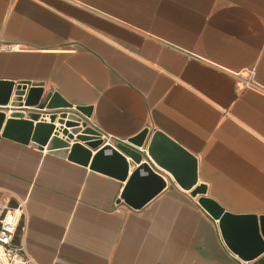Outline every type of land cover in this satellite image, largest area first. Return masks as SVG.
<instances>
[{"label":"crops","instance_id":"obj_1","mask_svg":"<svg viewBox=\"0 0 264 264\" xmlns=\"http://www.w3.org/2000/svg\"><path fill=\"white\" fill-rule=\"evenodd\" d=\"M0 43L23 48L0 52V81L89 109L112 145L161 132L196 160L204 198L264 218V0H0ZM127 161L120 181L0 138V201L24 203L13 246L34 264H264L149 158L164 189L127 206Z\"/></svg>","mask_w":264,"mask_h":264},{"label":"water","instance_id":"obj_2","mask_svg":"<svg viewBox=\"0 0 264 264\" xmlns=\"http://www.w3.org/2000/svg\"><path fill=\"white\" fill-rule=\"evenodd\" d=\"M82 117L88 119L89 109H73L57 93L43 96L41 88L0 81V138L35 145L120 181L127 178L128 159L137 168L129 176L121 200L135 210L164 189V182L149 164H140L142 157L149 158L155 166L170 173L181 190L201 197L199 205L218 221L224 242L240 260L250 261L264 251V218L234 216L204 198L205 186L193 188L197 183L196 160L182 147L161 132L151 134L145 144L147 129L128 139L126 146H102L100 134L88 127ZM55 121L64 125L58 129L64 138L55 130Z\"/></svg>","mask_w":264,"mask_h":264},{"label":"built area","instance_id":"obj_3","mask_svg":"<svg viewBox=\"0 0 264 264\" xmlns=\"http://www.w3.org/2000/svg\"><path fill=\"white\" fill-rule=\"evenodd\" d=\"M21 51H23V48L20 45L0 43V52ZM248 83L249 82L246 84ZM45 120L48 121V118L46 117ZM54 127L59 136L64 138L61 135V130H58L60 128H64V125L61 126L55 121ZM66 130L69 132L70 129L67 128ZM100 140L102 141V146L108 144L111 145L108 138L101 134ZM23 214L24 203H18V205L13 208L10 207L7 202L0 201V264H34V261L28 254L23 242H21V244L17 247L13 246V238Z\"/></svg>","mask_w":264,"mask_h":264}]
</instances>
